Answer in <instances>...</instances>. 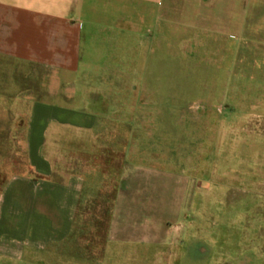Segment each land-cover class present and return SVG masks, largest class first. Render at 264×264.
I'll use <instances>...</instances> for the list:
<instances>
[{"label": "rangeland", "instance_id": "rangeland-1", "mask_svg": "<svg viewBox=\"0 0 264 264\" xmlns=\"http://www.w3.org/2000/svg\"><path fill=\"white\" fill-rule=\"evenodd\" d=\"M239 1L244 20L224 23L237 36L160 54L159 84L125 87L120 116L51 129L53 179H85L72 234L48 255L0 264H100L113 221L152 240L143 264H264L263 0ZM11 122L0 109V190L26 171L24 129Z\"/></svg>", "mask_w": 264, "mask_h": 264}, {"label": "crops", "instance_id": "crops-1", "mask_svg": "<svg viewBox=\"0 0 264 264\" xmlns=\"http://www.w3.org/2000/svg\"><path fill=\"white\" fill-rule=\"evenodd\" d=\"M239 9V0H0V109L12 121L6 129L16 120L24 129L26 155V171L8 175L0 190V261L48 255L72 232L85 179H53L51 129L93 131L120 116L125 87L159 84L160 54L196 53L207 37L237 36L224 23L243 21ZM132 230L112 222L100 264L152 261V240Z\"/></svg>", "mask_w": 264, "mask_h": 264}, {"label": "trees", "instance_id": "trees-1", "mask_svg": "<svg viewBox=\"0 0 264 264\" xmlns=\"http://www.w3.org/2000/svg\"><path fill=\"white\" fill-rule=\"evenodd\" d=\"M74 221H75V220H74ZM72 230H73V228H72ZM71 234H72V232H71ZM71 234H70V236H71ZM70 236H69V237H70ZM69 237H68V238H69Z\"/></svg>", "mask_w": 264, "mask_h": 264}]
</instances>
